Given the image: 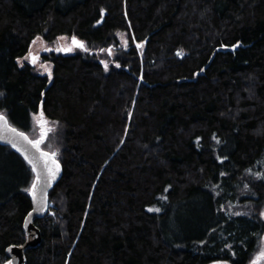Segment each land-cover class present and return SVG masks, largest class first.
Instances as JSON below:
<instances>
[{
  "label": "trees",
  "instance_id": "obj_1",
  "mask_svg": "<svg viewBox=\"0 0 264 264\" xmlns=\"http://www.w3.org/2000/svg\"><path fill=\"white\" fill-rule=\"evenodd\" d=\"M73 36L84 48L41 56L51 82L22 63L37 37ZM41 103L63 171L27 264L256 260L264 0H0V114L32 139ZM33 180L0 145V264L27 240Z\"/></svg>",
  "mask_w": 264,
  "mask_h": 264
},
{
  "label": "water",
  "instance_id": "obj_2",
  "mask_svg": "<svg viewBox=\"0 0 264 264\" xmlns=\"http://www.w3.org/2000/svg\"><path fill=\"white\" fill-rule=\"evenodd\" d=\"M70 41H71V46L73 48L79 49V47H76L73 45L72 38ZM224 50H226V48L218 49V51H224ZM31 65L34 66L35 64L31 63ZM16 142H17V146L23 152H26L30 157L37 158L38 170L41 171V180L39 184L37 185V189H36V202L33 201L32 193L29 191V200L31 203V210L27 214L23 222V231L27 236V240L23 246H10L5 250V255L8 260V262L5 264H27L26 256H25L26 249H35L41 244V235H40L38 228L34 225V222L37 219H42L48 213V210H49L48 194L50 190L53 188V186L61 178L62 171H63L60 163L54 158L59 164L60 170L55 175L54 178L49 177L46 170L43 169V163H44L43 160L39 159L40 152H47V151L40 150V152H38L31 144H28L26 141H24L22 138H19V137H16ZM0 145L10 147L13 152H15L17 155H19L24 160V162L30 167L32 171V165L29 164L27 160H25L24 155L21 154V151H17L16 148H14L10 143L5 142L3 139H0ZM51 159L52 157L49 158V166L55 167L54 165L51 164ZM32 174L35 180L36 173L32 171Z\"/></svg>",
  "mask_w": 264,
  "mask_h": 264
},
{
  "label": "snow or ice",
  "instance_id": "obj_3",
  "mask_svg": "<svg viewBox=\"0 0 264 264\" xmlns=\"http://www.w3.org/2000/svg\"><path fill=\"white\" fill-rule=\"evenodd\" d=\"M40 37H37V40H39ZM60 39H64L61 37ZM35 43V41H33ZM72 43L74 46L79 48H84V45L82 42L78 41L76 37H72ZM137 47H140V45H137ZM235 47V46H234ZM47 50V49H46ZM87 51V49H84ZM57 51H71L70 48H58ZM109 54H111V50H109ZM179 54V53H178ZM23 59L31 60L32 64H36L39 57L37 55H33L31 51L29 52L28 56H25ZM23 66V65H22ZM119 67V65H117ZM105 68H107V65L105 64ZM46 71H48L47 68H45ZM49 76H51V72L49 71ZM41 127V133L40 138L33 140L28 137V135L25 134V132L18 130L16 127L11 126L7 119L3 116V114H0V139H3L5 142L10 143L14 148H16L17 151H21V154L24 155L25 160L29 162V164L32 165V171L36 173V179L33 181L31 185V189H26V191H30L33 196V201L36 202V189L37 185L39 184L41 180V171L38 170L37 166V158L36 157H30L26 152H23L18 146L16 142V137L22 138L24 141H26L28 144H31L38 152H40V145L45 140L48 131H51V129H48L45 127L46 121L43 117V112L40 113V120L38 121ZM56 153H47V152H40L39 159L43 160V169L46 170L49 177L54 178L55 175L59 172L60 166L57 163V161L54 159ZM51 159V164L55 167L49 166V158ZM149 211H159V209H148ZM236 215H240V213H236ZM264 215V213H262ZM260 260H264V250L260 252V254L257 256L256 260L253 262V264H259Z\"/></svg>",
  "mask_w": 264,
  "mask_h": 264
},
{
  "label": "rangeland",
  "instance_id": "obj_4",
  "mask_svg": "<svg viewBox=\"0 0 264 264\" xmlns=\"http://www.w3.org/2000/svg\"><path fill=\"white\" fill-rule=\"evenodd\" d=\"M60 38L58 39V42H56L53 46L49 45L48 43L43 41L41 38L39 40H37V38L34 39L33 41H35V43L32 42L30 45L29 52L31 51V53L33 55H37L39 57L37 63L34 65L35 71L41 76H47L49 79V82L52 81V70H53L52 65L49 62L42 61L43 57L39 56V53L47 51V54H48L49 51H51L53 49L57 50L58 48H70L71 51L66 52L68 54H71L74 52V48L71 46L70 40H68L67 37H63L64 39H60ZM119 42H120L121 46L126 47L127 40H126L125 35L122 33L119 34ZM23 62H27V63L30 62L31 63V60L30 59H28V60L24 59V60H22V63ZM45 68H47L48 71H46ZM49 71L51 72V76H49ZM41 112H42V103L40 104L39 113L32 116L33 130H32V133L30 134V136H32L33 140L40 138L41 127H40V124L38 123V121L40 120V113ZM43 117H44V115H43ZM44 120L46 121L45 127L48 129H51V131H52L53 125L45 117H44ZM51 131H48L45 140L43 141V143H41L40 150H44L43 147H41V146H42V144H44L47 141L48 137L50 136ZM55 157H56V155H55ZM262 250H264V245L261 246L260 252Z\"/></svg>",
  "mask_w": 264,
  "mask_h": 264
},
{
  "label": "flooded vegetation",
  "instance_id": "obj_5",
  "mask_svg": "<svg viewBox=\"0 0 264 264\" xmlns=\"http://www.w3.org/2000/svg\"><path fill=\"white\" fill-rule=\"evenodd\" d=\"M47 51H45V52H42V53H39V56H42V54H45Z\"/></svg>",
  "mask_w": 264,
  "mask_h": 264
}]
</instances>
